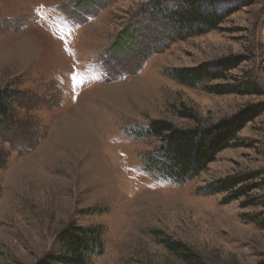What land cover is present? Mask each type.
<instances>
[{
	"label": "rangeland",
	"instance_id": "374dc122",
	"mask_svg": "<svg viewBox=\"0 0 264 264\" xmlns=\"http://www.w3.org/2000/svg\"><path fill=\"white\" fill-rule=\"evenodd\" d=\"M181 1L0 0V90L11 93L0 118V264H36L71 222L102 227L91 264H182L154 230L203 264H264V225L247 217L264 218V0H201L232 10L201 34L168 26L164 13ZM235 57L226 80L171 77ZM229 120L245 124L198 175L178 183L149 169L162 144L146 136L151 122ZM245 173L256 175L238 199L203 190Z\"/></svg>",
	"mask_w": 264,
	"mask_h": 264
},
{
	"label": "trees",
	"instance_id": "16d2710c",
	"mask_svg": "<svg viewBox=\"0 0 264 264\" xmlns=\"http://www.w3.org/2000/svg\"><path fill=\"white\" fill-rule=\"evenodd\" d=\"M209 3V4H208ZM209 1L184 0L172 11L164 13L169 21L171 30L186 34H201L216 29L232 13L231 9L218 10ZM158 7V6H157ZM156 7V9H157ZM162 12L158 7V10ZM130 40L126 41L129 44ZM241 62L240 58L218 59L213 63H201L192 67L175 68L171 77L177 82L194 86L201 82L226 80L227 74ZM251 87H245L249 90ZM206 91L214 94L228 93L223 84H210ZM11 93L7 89L0 90V118L11 112L9 99ZM245 124V120L225 121L220 125L209 128L181 129L174 127L168 121H153L144 130L146 136L156 137L161 141L159 152L151 156L149 169L160 171L165 177L182 183L203 171L207 165L215 160L216 155L230 147L236 134ZM255 173H245L238 177H226L215 182L214 186L203 188L206 193L225 192L233 190V199L251 191L247 184L255 177ZM253 200L244 201L243 207L253 205ZM247 217L257 222L264 218ZM260 221V222H259ZM264 227V226H263ZM153 235L158 244L178 259L182 264H203L198 253L188 245L175 240L160 230H154ZM57 247L42 257L36 264H91L94 255H102L104 251L103 230L101 226H82L69 223L57 236Z\"/></svg>",
	"mask_w": 264,
	"mask_h": 264
},
{
	"label": "snow or ice",
	"instance_id": "6c2138e0",
	"mask_svg": "<svg viewBox=\"0 0 264 264\" xmlns=\"http://www.w3.org/2000/svg\"><path fill=\"white\" fill-rule=\"evenodd\" d=\"M39 11V10H38ZM73 79H75V77H73ZM75 98V97H74Z\"/></svg>",
	"mask_w": 264,
	"mask_h": 264
}]
</instances>
